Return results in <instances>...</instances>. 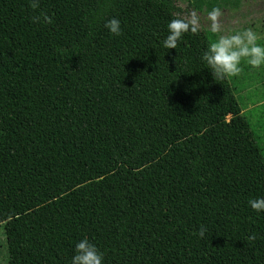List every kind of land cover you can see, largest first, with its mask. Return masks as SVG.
Returning a JSON list of instances; mask_svg holds the SVG:
<instances>
[{"label": "trees", "instance_id": "16d2710c", "mask_svg": "<svg viewBox=\"0 0 264 264\" xmlns=\"http://www.w3.org/2000/svg\"><path fill=\"white\" fill-rule=\"evenodd\" d=\"M175 1L0 0L7 264H69L83 236L102 264H264L263 146L201 60L214 35L162 46Z\"/></svg>", "mask_w": 264, "mask_h": 264}, {"label": "clouds", "instance_id": "9594fccd", "mask_svg": "<svg viewBox=\"0 0 264 264\" xmlns=\"http://www.w3.org/2000/svg\"><path fill=\"white\" fill-rule=\"evenodd\" d=\"M28 2L33 9L39 6V0H28ZM220 14L218 8H213L207 14L210 21L208 32L214 35V39L209 40L201 60L211 75L218 80L235 76L241 71L242 60L252 68L258 69L264 66V43L261 42L264 37L250 27L225 34L218 23ZM41 16L43 22H50L48 16L43 14ZM35 19L39 20L40 17ZM197 25L198 19L195 13H192L188 19H170L167 23L168 34L162 40V46L166 49H175L182 34L189 31L197 32ZM104 27L112 35H119L121 32L120 21L114 17L105 21ZM247 204L255 212H264V196L251 197L247 200ZM205 231V227L201 226L196 235L203 237ZM102 261L103 253L87 236H83L75 242L69 264H102Z\"/></svg>", "mask_w": 264, "mask_h": 264}, {"label": "rangeland", "instance_id": "374dc122", "mask_svg": "<svg viewBox=\"0 0 264 264\" xmlns=\"http://www.w3.org/2000/svg\"><path fill=\"white\" fill-rule=\"evenodd\" d=\"M221 2L220 0H218ZM221 4L218 23L225 34L230 31L250 27L264 37V0H226ZM176 14L188 19L195 13L197 27L208 31L209 10L197 0H176ZM264 43V40L261 41ZM241 71L230 82L235 88V97L241 105L242 113L247 118L264 150V66L252 68L242 60ZM0 264H7V245L3 225H0Z\"/></svg>", "mask_w": 264, "mask_h": 264}]
</instances>
